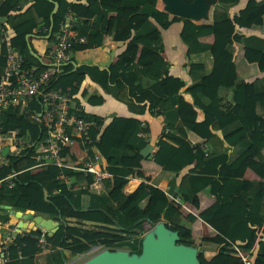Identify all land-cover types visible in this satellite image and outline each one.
I'll list each match as a JSON object with an SVG mask.
<instances>
[{"label": "trees", "instance_id": "1", "mask_svg": "<svg viewBox=\"0 0 264 264\" xmlns=\"http://www.w3.org/2000/svg\"><path fill=\"white\" fill-rule=\"evenodd\" d=\"M53 1L57 7L47 39L43 37L51 1H0V36L4 28L11 46L23 54L24 65L38 71L45 66L30 54L25 36L31 34L27 38L31 50L46 61V48L41 56L31 41H52L67 11L75 31L70 53L100 46L105 36L119 40L130 33L113 61L102 66L80 63L72 69L73 59L69 57L47 85L68 87L79 108L77 116L86 121L98 124L101 117L90 111L105 97L123 105L125 112L112 115L103 127L98 124L88 130L90 144L104 158L110 174L97 192L88 187L92 180L89 173L68 167L30 168L28 148L18 159L10 158L0 167V178L21 170L11 179V186H0V224L8 219L2 205L19 211L37 210L58 221L51 235L43 233L47 251L38 254L41 234L27 226L2 251L3 264H64L66 251L80 254L93 245L139 253L140 234L146 225L158 221L177 232V243L191 245L190 224L198 220L202 233L207 226L212 233L206 240L216 245L207 259L203 252L197 254L198 264H242L232 253V245L248 253L249 264H264V0H246L234 12L232 8L240 0H216L207 22L178 17L179 23L156 7L157 0ZM172 26L177 27L175 34L185 47L186 78H176L186 85L178 93L168 91L175 76L163 44V34ZM238 28L259 34H245ZM207 35H211L210 42L200 40ZM236 43L250 49L244 61L254 67V75L260 74L252 80L237 78ZM5 52L6 46L0 42V76ZM199 54L206 60L194 61ZM86 83L96 86L101 94H89L79 101L76 95ZM39 110L38 96L21 111L2 110L0 132L16 128L18 134L34 141L43 130L30 115ZM145 112L160 116L165 130L154 142L151 161L174 175L166 192L148 183L149 176L141 170L144 157L140 149L146 144L143 133L147 135L149 128L146 124L141 127L139 117ZM187 132L197 135L207 145L206 151L194 149ZM188 165L180 177H175ZM246 168L258 179L245 178ZM59 173L68 177V183L58 178ZM129 178L140 182L123 195ZM200 192L212 197L204 208H199ZM169 195L190 205L193 213L182 214Z\"/></svg>", "mask_w": 264, "mask_h": 264}, {"label": "built area", "instance_id": "2", "mask_svg": "<svg viewBox=\"0 0 264 264\" xmlns=\"http://www.w3.org/2000/svg\"><path fill=\"white\" fill-rule=\"evenodd\" d=\"M73 17L67 11L63 21L59 23L53 34V40L46 44L45 60L54 65L45 66L41 70L24 65L23 54L11 46L8 32L1 28L0 42L6 46L5 63L0 76V112L7 108L23 110L28 102L38 96L40 110L32 113L30 119L36 125L42 127V135L30 142L23 135L18 134L16 128L0 132V167L6 165L10 158L17 159L21 152L28 147L29 159L33 162L30 167L40 168L46 165L69 167L76 171L91 174L92 180L88 187L92 191H99L102 180L109 176L106 171V163L96 149L91 146L88 134L89 128L95 127V121H86L77 116L79 108L72 101L69 88L47 87L51 79L60 71L62 63L68 61L71 39L75 34L72 30ZM130 33L123 38L112 41L127 40ZM141 126H145L143 123ZM144 138L146 134L143 133ZM6 149V151H4ZM205 150V146L201 147ZM21 170H12L0 178V186H11L12 178ZM65 183L68 177L58 176ZM179 202L177 198H173ZM0 240L2 242L0 252L5 251L10 243L14 227L8 222L0 224ZM18 231L16 235L21 234ZM38 242L45 250L42 235ZM235 254L243 264H249L246 253L232 246Z\"/></svg>", "mask_w": 264, "mask_h": 264}, {"label": "crops", "instance_id": "3", "mask_svg": "<svg viewBox=\"0 0 264 264\" xmlns=\"http://www.w3.org/2000/svg\"><path fill=\"white\" fill-rule=\"evenodd\" d=\"M2 1V0H0ZM82 1V0H81ZM246 0H240L237 5H235L232 8V11H236L243 7L244 3ZM162 3L156 1V7L160 10ZM171 15V14H170ZM210 18L208 17L206 20H201L207 22ZM171 20L173 22L178 21V17L171 15ZM177 29L176 26H172L169 29L166 30V32L163 34V44H164V49L165 52L168 55V61H169V67L171 69L172 76H175L170 79V85H169V90L168 91H176L177 93L180 92L184 85H186V81H181L179 78L182 80L186 78V67L184 66L185 63V57H184V50L185 47L179 42L178 35L175 34V30ZM238 30L242 33L248 34V33H257L255 30H250V29H245V28H238ZM177 39V40H176ZM201 41L203 42H210L211 41V35L204 36L200 38ZM41 46H43L42 50L45 48L46 43L42 44L40 42ZM127 44V40H120L118 42L112 41L109 36H105L102 44L97 47L85 49V50H80L76 51L74 53L69 52V57L72 58L73 62L78 65L80 63H97L100 66L106 65L107 63L113 61L116 58V53L117 49L120 46H125ZM250 52L249 48H246L239 43L235 44V53H234V62L236 63L237 66V78L241 80H252L254 77L260 74H255V69L252 65H249L244 61V57L248 55ZM194 61H205L206 57L204 54H199L195 55L193 57ZM179 77V78H176ZM97 95L101 94V91L94 85L86 83L82 84L80 88V92L76 95L79 101H83L84 98L87 95ZM230 92L226 93V99H229ZM185 98H187L186 95H184ZM97 116L101 117L98 124L99 126L103 127L106 125L109 120L111 119V116L116 114V113H124L125 109L123 105H121L118 102H115V100L105 97L104 102L99 105L93 107V109L90 111ZM200 115V113L198 112ZM142 122H146L145 124L148 125L149 132H148V142L150 143L151 146H153L152 150L154 149V142L156 139L159 137L160 133L163 131V126L160 122L161 118L160 116H150L147 112H145L143 115L139 117ZM97 124V125H98ZM186 138L191 142V143H198L200 142V138L195 135L192 132H187ZM141 165V170L149 176V183L157 186L158 188L165 190L167 186L169 185L170 180L173 178V174L167 171H162L159 166L155 165L151 159L147 160L146 156L144 159L140 161ZM190 165L186 166L185 168L181 169L175 177H180V175L189 167ZM243 176L248 179H258V177L251 172L249 169H245L243 172ZM140 182L139 179L137 178H130L125 186L122 189L123 195L126 194L127 192L132 191L137 184ZM199 197V208H204L207 205H209L212 202V197L206 193V192H200L198 194ZM201 221L195 222V226L200 223ZM194 225V224H193ZM212 235L211 231H209L208 226H207V232L206 234ZM204 235V234H202ZM207 235V236H210ZM198 239L196 237L195 244L197 245ZM208 243L207 250L212 249V253L216 247L214 243H211L212 245L210 246ZM203 246V245H202ZM206 248V247H205ZM204 255L206 256V253H209L208 251H202ZM210 252V253H211ZM211 255V254H209ZM207 255V257H209ZM2 254L0 253V264H3V259L1 258Z\"/></svg>", "mask_w": 264, "mask_h": 264}, {"label": "water", "instance_id": "4", "mask_svg": "<svg viewBox=\"0 0 264 264\" xmlns=\"http://www.w3.org/2000/svg\"><path fill=\"white\" fill-rule=\"evenodd\" d=\"M52 8L49 13V25L43 38H49L52 28V14L55 12L57 3L53 0ZM162 3V10L182 18L191 20H206L209 17L211 7L216 0H159ZM31 34H26V46L30 54L35 57L42 65L50 66L54 63L43 61L37 53L31 50L27 38ZM65 64V63H62ZM61 64V65H62ZM72 69L76 64L71 61ZM151 145L145 144L140 149V154L148 159ZM45 196V194H44ZM2 208L8 210V221L15 225L13 236L18 231L24 230L27 225H31L32 230H42L51 235L58 227V221L50 217H44L41 214H32L30 212L21 213L19 210L10 208L8 205H2ZM178 236L175 230L165 226L163 222H156L152 228L144 234L140 242V251L138 255H128L127 250L122 249H102L94 255L88 257L80 264H198L196 249L191 245L177 243ZM68 256L69 252H65Z\"/></svg>", "mask_w": 264, "mask_h": 264}, {"label": "clouds", "instance_id": "5", "mask_svg": "<svg viewBox=\"0 0 264 264\" xmlns=\"http://www.w3.org/2000/svg\"><path fill=\"white\" fill-rule=\"evenodd\" d=\"M72 101H73V98H72ZM73 103H74V101H73ZM75 104V103H74ZM95 121V120H94ZM34 122V121H33ZM35 123V122H34ZM141 123H143L144 125H145V123L144 122H141ZM39 126V125H38ZM92 127V126H91ZM95 127H97V124H96V126ZM141 127H144V126H141ZM90 129V128H89ZM163 131H165V130H163ZM5 132V131H4ZM20 135V134H19ZM25 139H27L26 137H24ZM39 138V137H38ZM149 137H148V134L146 135V138H145V140H146V144H150L149 142H148V139ZM37 139V138H36ZM201 140V139H200ZM30 142H32V141H30ZM190 142V141H189ZM191 143V142H190ZM90 144V143H89ZM193 146H194V149H196V148H200L201 149V147L202 146H205V150L204 151H206V149H207V145L206 144H204L203 142H202V140L200 141V142H198V143H191ZM91 146H93L92 144H90ZM152 145H154V144H152ZM94 147V146H93ZM28 148V147H27ZM95 148V147H94ZM143 148V147H142ZM152 148H153V146H151V149L150 150H152ZM96 149V148H95ZM154 150V149H153ZM4 151H6V149H4ZM96 151H97V149H96ZM202 151V150H201ZM98 152V151H97ZM152 152L153 151H149L148 153H147V155H150L151 156V154H152ZM22 153V152H21ZM99 153V152H98ZM26 154H27V156L29 155V152H28V149H26ZM100 154V153H99ZM21 156V155H20ZM19 156V157H20ZM101 156V155H100ZM18 157V158H19ZM29 157V156H28ZM102 157V156H101ZM17 158V159H18ZM103 158V157H102ZM145 158V157H144ZM15 159V158H14ZM104 159V158H103ZM150 159H151V157H150ZM150 159H148L147 158V160H150ZM105 161V160H104ZM32 162V161H31ZM33 163V162H32ZM106 163V162H105ZM32 165V164H31ZM30 165V166H31ZM156 165V164H155ZM46 166H55V165H46ZM158 166V165H157ZM44 167V166H43ZM56 167H59V166H56ZM64 167V166H63ZM106 167V166H105ZM30 168H33V167H30ZM41 168V167H40ZM69 168V167H68ZM34 170L35 169H38V168H33ZM72 169V168H71ZM74 170V169H73ZM76 171V170H75ZM79 172H81V171H79ZM83 174H87V173H84V172H82ZM108 173V172H107ZM61 173H59L58 174V176L60 175ZM109 174V173H108ZM61 175H64V174H61ZM91 175V174H90ZM64 176H66V175H64ZM109 176H110V174H109ZM108 176V177H109ZM108 177H106V178H108ZM59 178V177H58ZM106 178H104V179H106ZM60 179V178H59ZM130 179V178H129ZM61 180V179H60ZM63 181V180H62ZM69 181V180H68ZM127 183V182H126ZM149 183V182H148ZM103 184V183H102ZM151 184V183H150ZM138 185V184H137ZM153 185V184H152ZM125 186V185H124ZM123 186V187H124ZM155 186V185H154ZM157 187V186H156ZM167 188H168V186H167ZM167 188L165 189V190H163V191H167ZM123 189V188H122ZM162 190V189H161ZM92 191V190H91ZM97 192V191H96ZM123 193V192H122ZM128 193V192H127ZM125 195V194H124ZM175 204H177L179 207H180V211H181V213L182 214H186L187 212H191V213H193V211L191 210V207H190V205H187V204H183V202H181V200L179 199V197H177V196H173L172 197V195H169L168 196ZM173 198H177L178 199V203L177 202H175L174 200H173ZM11 208V207H10ZM5 209V208H4ZM7 210V209H6ZM25 212H30V213H32V214H37V212H33V211H29V210H26V211H21V213H25ZM7 213H8V210H7ZM39 214H41V213H39ZM42 215V214H41ZM42 216H44V215H42ZM44 217H46V216H44ZM198 221H201V220H198ZM6 222H8L9 223V225H11V226H13L14 227V229H15V225L14 224H10V222L8 221V219H7V221ZM158 222H160V221H158ZM161 222H163V221H161ZM197 222V221H196ZM156 223V222H155ZM164 223V222H163ZM205 223V222H204ZM154 224V223H153ZM152 224V225H153ZM193 224H195V222L194 223H192V224H190V228H191V226L193 225ZM206 224V223H205ZM86 225H88L87 223H86ZM27 226H31V225H27ZM166 226V225H165ZM206 226H207V224H206ZM167 227V226H166ZM26 229V228H25ZM24 229V230H25ZM198 230L199 231V236L200 237H202V236H204V235H206V233H202L201 232V230H200V228H199V223L195 226V230ZM209 229V228H208ZM24 230H22V232L24 231ZM39 232H40V234L43 236V233H44V231L42 230V228H39V230H38ZM210 231V230H209ZM207 232V231H206ZM12 234H13V231H12ZM202 234H204V235H202ZM40 235V236H41ZM16 236V235H15ZM211 236V235H210ZM14 237V236H13ZM39 239V238H38ZM141 239H142V237H141ZM198 239V238H197ZM42 240H43V237H42ZM194 241H196V237L194 238L193 237V243L195 244V242ZM39 243V242H38ZM44 245V244H43ZM196 245V244H195ZM96 246H100V245H93V246H90V248L88 249V250H90V249H92V248H94V247H96ZM232 246H234V245H232ZM39 247H40V243H39ZM45 247V250H43L41 247H40V249H41V251L40 252H38V254L39 253H42V252H44V251H47V247L46 246H44ZM236 247V246H235ZM105 249H108V248H106L105 247ZM239 249V248H238ZM109 250H114V249H109ZM240 250V249H239ZM128 251V250H127ZM232 253L235 255V256H237L236 254H235V251L233 250V248H232ZM240 251H242V252H244V253H246V255L248 256V259H249V263H250V258H249V255H248V253L246 252V251H243V250H240ZM66 252H68V251H66ZM199 252H201V251H199ZM1 253V252H0ZM84 253V252H83ZM97 253V252H96ZM2 254V256H3V253H1ZM69 254H72V253H69ZM81 254V253H80ZM95 253H93L92 255H94ZM92 255H90V256H92ZM203 255H204V253H203ZM66 256V255H65ZM89 256V257H90ZM67 257V256H66ZM204 257L207 259L208 257L207 256H205L204 255ZM238 257V256H237ZM239 258V257H238ZM240 259V258H239ZM86 260V259H85ZM241 260V259H240ZM241 263L243 264V262L241 261ZM65 264V263H64Z\"/></svg>", "mask_w": 264, "mask_h": 264}, {"label": "rangeland", "instance_id": "6", "mask_svg": "<svg viewBox=\"0 0 264 264\" xmlns=\"http://www.w3.org/2000/svg\"><path fill=\"white\" fill-rule=\"evenodd\" d=\"M158 2H160L159 0H158ZM40 42L42 43V44H45V43H43L41 40H39V39H32V41H31V43H32V46H33V48L37 51V52H39V54L41 55V56H43L41 53H43V51H44V49L42 50V48H43V46H41V44H40ZM36 212H37V210H35ZM38 213V212H37ZM152 224H149V225H146V230L144 231V232H142L141 234H140V236L141 237H143L144 236V234L146 233V232H148L151 228H152ZM191 235L195 238V237H197L198 238V241H197V245H195L194 243H192L191 244V246H194V248L196 249V254H198L199 253V251L200 250H202V251H208L209 253H206L207 255H209L210 254V252L212 251V249L211 250H207V247H208V243L207 242H210V241H207L206 240V238H208L209 236H207V235H210V233L209 234H206V235H204V236H202V237H200L199 235V231L196 229L195 230V224L194 225H192L191 226ZM195 242V241H194ZM212 242H210L209 243V245L211 246L212 244H211ZM203 245V246H202ZM206 247V248H205ZM105 247H102V246H96V247H94V248H92V249H90V250H87V251H85L84 253H81V254H69L67 257H66V260H65V264H80L81 262H83V261H85V259H87L90 255H92L93 253H96V252H98V251H100V250H102V249H104ZM117 249H122V250H126L125 248H117ZM214 250H216V247H215V249ZM214 252V251H213ZM212 253V252H211ZM206 255V256H207ZM42 264V263H41Z\"/></svg>", "mask_w": 264, "mask_h": 264}, {"label": "flooded vegetation", "instance_id": "7", "mask_svg": "<svg viewBox=\"0 0 264 264\" xmlns=\"http://www.w3.org/2000/svg\"><path fill=\"white\" fill-rule=\"evenodd\" d=\"M128 255H132V254H134V255H138L139 253H127Z\"/></svg>", "mask_w": 264, "mask_h": 264}]
</instances>
